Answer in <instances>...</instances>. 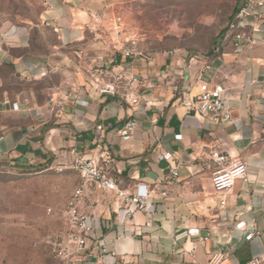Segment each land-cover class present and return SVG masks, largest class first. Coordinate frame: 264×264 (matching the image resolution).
I'll list each match as a JSON object with an SVG mask.
<instances>
[{
	"label": "crops",
	"instance_id": "0c3cea01",
	"mask_svg": "<svg viewBox=\"0 0 264 264\" xmlns=\"http://www.w3.org/2000/svg\"><path fill=\"white\" fill-rule=\"evenodd\" d=\"M77 4L47 0L39 25L12 27L0 36V162L54 173L73 158L94 160L110 170L119 188L130 193L144 185L152 193L146 210L132 220L123 219L112 194L86 206L84 211L97 218L94 232L84 252L61 264H206L219 251L231 253L222 264H248L264 247V41L259 39L264 23L254 25L260 32L254 33V46L235 51L229 41L192 66L189 78V60L181 57L117 55L111 62L102 42L85 44L91 21ZM32 28L45 52L34 48ZM216 51L222 54L219 61ZM99 55L103 58L96 62ZM205 64L212 65L207 77L225 85L230 124L211 125L187 113L185 103L198 90L183 98L182 89ZM95 67L122 77L116 95L91 86ZM10 78L17 83L14 90ZM130 93L138 104L124 99ZM12 103L18 111L11 110ZM128 120L136 129L123 141L116 130ZM213 148L248 167V182H236L223 208L211 195ZM165 152L172 160L158 159ZM175 166L177 183L168 170ZM56 175L68 185L67 200L79 174L66 167ZM239 222L245 223L242 230L236 228ZM191 229L209 239L189 236ZM252 232L259 235L246 238Z\"/></svg>",
	"mask_w": 264,
	"mask_h": 264
},
{
	"label": "rangeland",
	"instance_id": "374dc122",
	"mask_svg": "<svg viewBox=\"0 0 264 264\" xmlns=\"http://www.w3.org/2000/svg\"><path fill=\"white\" fill-rule=\"evenodd\" d=\"M46 1L0 0V36L12 27L39 25L47 10ZM75 1L90 21L92 16L100 20L97 32L87 30L85 44L109 41L108 17L114 15L122 18V38L132 40L144 55L181 57L187 61L195 56L210 57L214 49L222 51L238 3V0ZM32 29L34 48L45 52L38 30ZM47 39L51 42V35ZM9 83L14 90L16 81L10 78ZM56 174L0 162V264H61L53 259L49 241L62 227L69 188Z\"/></svg>",
	"mask_w": 264,
	"mask_h": 264
},
{
	"label": "built area",
	"instance_id": "2783aa9c",
	"mask_svg": "<svg viewBox=\"0 0 264 264\" xmlns=\"http://www.w3.org/2000/svg\"><path fill=\"white\" fill-rule=\"evenodd\" d=\"M92 19L90 25L95 29L91 30V27H88V30L97 32L96 26L100 23V20L93 16ZM263 23L264 0H238L237 10L229 25L226 37L227 43L230 41L235 51H241L254 46L258 40L254 33H260L258 29L254 28V25ZM107 24V31L110 33L111 38L109 41L100 42L106 48V56L111 62L117 55L124 59L146 57L143 52L137 49L132 40H124L122 38L124 35V24L121 17L114 15L108 17ZM259 39L264 41V34ZM216 52L219 54L216 60L219 61L222 54L221 51ZM102 58L100 55L96 56L95 61H101ZM204 58L195 56L189 59V70L186 73L189 78L192 76L190 68L197 65ZM92 70L91 86L101 94L116 95L117 91L121 88L122 77L118 75L112 76V71L105 72L104 67H95ZM211 70V64L202 65L194 75L193 82H185L182 89L183 98L184 96H190L192 88L198 90V93L185 103V108L188 114L207 121L211 125H227L232 122L233 115L231 108L224 101L226 88L222 80L207 77L211 73ZM216 71L221 73L219 68ZM105 78H113L114 82L104 83ZM124 99L126 101L129 99L132 105L139 103L137 95L132 93L124 95ZM8 104L9 102L7 101L3 102L4 106ZM10 107L13 111L19 110L17 103H12ZM101 129V126L97 127V130ZM135 129V121L128 120L116 130V134L123 141H129L132 139ZM174 138L180 141L182 136L175 135ZM208 157L213 166L210 176L211 195L215 197L218 206L223 208L227 203V195L234 188L236 182H248V167L244 161L232 158L217 148L211 149ZM172 158L173 155L170 152L158 154V159L161 161L168 162ZM66 167L79 174V182L65 202L62 211L61 229L55 232L49 241L52 257L60 263H69L84 252L87 241L94 232V223L97 221V218L94 214L84 211L86 206L95 207L100 202L101 195L112 194L116 209L122 212L123 219L132 220V217L136 213H142L146 210L152 193V190L144 185H137L135 191L130 193L119 188L110 170L98 161L73 158L65 161V164L59 165L54 171L60 173ZM168 170L171 182L177 183V167H169ZM162 195L165 196V193H162ZM50 212L51 209H48V213ZM244 227V222H239L236 225L238 230H242ZM187 234L199 237L197 229L188 230ZM258 235V232H252L246 238H255ZM208 239V234L199 237V240L203 242ZM101 251L105 252L104 246L101 247ZM230 256L231 253L228 251H219L211 254L206 264H222L229 260ZM248 264H264V247L262 252L254 256Z\"/></svg>",
	"mask_w": 264,
	"mask_h": 264
},
{
	"label": "trees",
	"instance_id": "16d2710c",
	"mask_svg": "<svg viewBox=\"0 0 264 264\" xmlns=\"http://www.w3.org/2000/svg\"><path fill=\"white\" fill-rule=\"evenodd\" d=\"M236 10H237V5H236V9H235V12H236ZM235 14V13H234Z\"/></svg>",
	"mask_w": 264,
	"mask_h": 264
}]
</instances>
